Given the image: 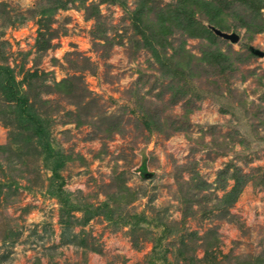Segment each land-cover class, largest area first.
I'll list each match as a JSON object with an SVG mask.
<instances>
[{
    "label": "rangeland",
    "instance_id": "1",
    "mask_svg": "<svg viewBox=\"0 0 264 264\" xmlns=\"http://www.w3.org/2000/svg\"><path fill=\"white\" fill-rule=\"evenodd\" d=\"M145 1L154 21L177 3L77 0L42 25L55 0H0V64L69 157L63 190L115 210L64 211L41 137L0 86V264H264V29L240 25L252 15L237 0H226L237 42L173 23L166 56H193L164 75L133 19ZM215 48L233 63L200 59ZM66 78L71 91L56 90Z\"/></svg>",
    "mask_w": 264,
    "mask_h": 264
},
{
    "label": "trees",
    "instance_id": "2",
    "mask_svg": "<svg viewBox=\"0 0 264 264\" xmlns=\"http://www.w3.org/2000/svg\"><path fill=\"white\" fill-rule=\"evenodd\" d=\"M55 1V5L51 3L50 6H45L41 8V18L39 19V23L42 24V22H45V20H49L51 15L57 10V8H65L68 6V3H73L77 0ZM237 1L242 3L252 15L251 19H249V17L248 19H244V17L238 16V11H235L234 13L237 14V16L241 19L240 25L242 27H245L249 32L252 31L253 26L256 27V29L253 31H262L264 29V20L261 18V9L264 8V0ZM83 2L84 0H80L81 4H84ZM150 9L151 7H147L146 1L143 2L141 6L137 7L134 10L133 19H136L142 25V28L138 27V30L142 33L145 38L144 45L154 52L156 60H158V62L162 66L167 67L164 70V75L166 73L168 74L169 68H173L174 72L178 70L175 68H181L182 72H185V69L189 67L190 61L193 56L192 54L188 53V58L184 60L182 58H178L174 64H172L173 56H166L164 48L168 43V35L173 31L171 28L173 23H175V25L177 24L184 26L185 30L188 31L191 36L205 34L211 42H216V35L208 27V25L206 26L204 24H201L202 29L201 31L198 30L197 27L198 25H200V23H198V21L194 19V15L196 12H204L207 15L208 23L222 30H228L230 28L237 27V24L228 22L227 20V15L232 14V12H227L228 4L226 0H177V3L175 4L174 8H170L169 10H165V12L160 13L156 21L150 20L148 17ZM93 13L97 14V8L93 11ZM42 18L44 19V21ZM258 19L259 24H256L255 21H258ZM45 24H47V22H45ZM146 28H149L150 30L146 31ZM44 42L47 41H43V43ZM156 43L162 47V50H159ZM183 44L184 42L182 43V45ZM182 45L180 47V51L184 52ZM230 58V54L224 52L220 48H215L205 51L200 59L212 62H220L221 60H227L229 64H231L233 62L232 60L230 61ZM29 75L31 77H35L38 76L39 73L36 71L30 73ZM165 77H167V75ZM25 80H27V78H25ZM0 86L5 92V97L10 101H15L14 105L22 127L27 131L34 130V133L38 134L39 138L41 137L40 140L44 148L43 152L45 153L46 159L49 161L48 167L52 171L53 179L54 181H56L57 179L59 180L57 187L53 189V193L62 201L63 206L65 208L64 211L69 213L74 210L85 208L87 219L101 214L102 211H104L109 218H112L113 212H115V210L111 209L109 203L106 201L102 202L96 207H81L79 204L74 203L69 199L68 194L65 190H63L65 181L62 174L60 173V169L63 167L66 159H68L69 157L65 156L59 151H55L51 146L43 119L40 117V114L36 112L33 104L29 101V94L27 92H23L21 84L17 83L15 75L13 74V69L10 68V66L8 65L0 64ZM54 87L56 88V90L69 93L72 89V82L69 81L67 78L62 79L60 81H57ZM170 87L173 88L172 85H170ZM238 185L240 184L238 183ZM119 189L122 192L128 191L125 193L131 194L129 193V189L125 186V184H123ZM141 221H144V217L138 216V220H136L135 223H140Z\"/></svg>",
    "mask_w": 264,
    "mask_h": 264
},
{
    "label": "water",
    "instance_id": "3",
    "mask_svg": "<svg viewBox=\"0 0 264 264\" xmlns=\"http://www.w3.org/2000/svg\"><path fill=\"white\" fill-rule=\"evenodd\" d=\"M208 27L218 36L224 38V39H228L230 40L231 42H237L240 38V35L238 34L237 31L235 30H231V31H226V30H222L214 25H211L209 23H207ZM252 50L255 52V53H262L261 51L259 50H256L254 48H252Z\"/></svg>",
    "mask_w": 264,
    "mask_h": 264
}]
</instances>
